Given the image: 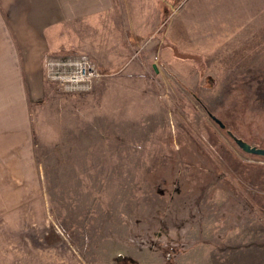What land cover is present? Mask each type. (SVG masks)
<instances>
[{
  "label": "rangeland",
  "instance_id": "1",
  "mask_svg": "<svg viewBox=\"0 0 264 264\" xmlns=\"http://www.w3.org/2000/svg\"><path fill=\"white\" fill-rule=\"evenodd\" d=\"M124 2L120 44L67 21L43 100L0 99V264H253L264 214L238 223L264 207V157L238 140L264 149V0ZM81 55L91 90L50 83Z\"/></svg>",
  "mask_w": 264,
  "mask_h": 264
},
{
  "label": "crops",
  "instance_id": "2",
  "mask_svg": "<svg viewBox=\"0 0 264 264\" xmlns=\"http://www.w3.org/2000/svg\"><path fill=\"white\" fill-rule=\"evenodd\" d=\"M117 1L121 3L119 6ZM124 1L0 0V99L20 102L16 106L21 110H25L28 100H43L47 85L43 78V61L50 52L63 48L64 43L59 31L63 30V24L67 21L81 22V26H98L105 21V34L110 37L112 43L120 44V41L115 39L120 37V28L135 30L134 22L132 26L129 23L126 26H117L118 23L114 20L116 17L119 20L127 18L128 13L123 9ZM118 9L122 10L124 16L123 13H116ZM104 15L106 19H98ZM76 36L80 37L78 47L86 50L87 33L79 35L76 32ZM7 107L11 109V105ZM11 130L8 131L12 132ZM250 212L251 221L239 218V234L247 229L248 224L260 222L261 219L256 215L258 212L264 214V207L253 205ZM261 224H264V221ZM251 234L260 235L253 231ZM240 246L243 247V243H240ZM238 258L252 260L253 264H264V245L256 250L251 247L250 250L239 251Z\"/></svg>",
  "mask_w": 264,
  "mask_h": 264
},
{
  "label": "built area",
  "instance_id": "3",
  "mask_svg": "<svg viewBox=\"0 0 264 264\" xmlns=\"http://www.w3.org/2000/svg\"><path fill=\"white\" fill-rule=\"evenodd\" d=\"M50 74L48 75L50 83L67 94L89 91L93 88L95 80L103 76V73L98 71L97 66L86 55L69 59L61 57L53 63Z\"/></svg>",
  "mask_w": 264,
  "mask_h": 264
},
{
  "label": "water",
  "instance_id": "4",
  "mask_svg": "<svg viewBox=\"0 0 264 264\" xmlns=\"http://www.w3.org/2000/svg\"><path fill=\"white\" fill-rule=\"evenodd\" d=\"M221 126L224 127V125L222 123H221ZM238 143L246 152L264 157V149L263 148L253 147V146H251V145H249V144H247L241 140H238Z\"/></svg>",
  "mask_w": 264,
  "mask_h": 264
},
{
  "label": "bare ground",
  "instance_id": "5",
  "mask_svg": "<svg viewBox=\"0 0 264 264\" xmlns=\"http://www.w3.org/2000/svg\"><path fill=\"white\" fill-rule=\"evenodd\" d=\"M237 253V252H236Z\"/></svg>",
  "mask_w": 264,
  "mask_h": 264
}]
</instances>
